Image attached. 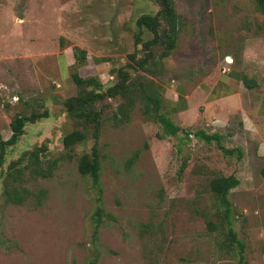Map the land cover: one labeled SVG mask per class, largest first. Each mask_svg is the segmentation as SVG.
<instances>
[{
	"label": "rangeland",
	"instance_id": "374dc122",
	"mask_svg": "<svg viewBox=\"0 0 264 264\" xmlns=\"http://www.w3.org/2000/svg\"><path fill=\"white\" fill-rule=\"evenodd\" d=\"M174 3L180 17L177 45L160 65H151V74L127 64L128 54L141 55L134 43L135 20L157 11L153 0H0V140L10 137L15 115L49 113L25 123L24 133L5 149L0 264H237L238 248L225 249L222 233L207 227L208 220H217L219 207L209 178L229 174L239 180L228 198L233 230L244 245L243 264H264V180L259 175L264 158L247 162L227 156L223 148L233 145L229 133L235 126L203 121L202 109L194 106L169 116L187 131L219 133L220 141L193 135L188 140L181 132L159 138V125L137 104L128 120L105 121L100 130L98 185L77 168L76 156L89 153L94 144L87 137L49 178L26 180V172L25 180L15 183L20 202L6 200L5 172L23 151L45 144L51 159L64 152L62 135L75 127L63 106L77 92L70 77L74 71L98 76L106 87L124 67L162 89L165 110L176 105L164 96L170 85L203 88L231 70L255 79V91L263 90L264 15L256 0ZM150 36L143 31L144 39ZM74 47L86 51V65H75ZM120 101L110 99L112 108ZM40 189L45 192L38 202Z\"/></svg>",
	"mask_w": 264,
	"mask_h": 264
},
{
	"label": "trees",
	"instance_id": "16d2710c",
	"mask_svg": "<svg viewBox=\"0 0 264 264\" xmlns=\"http://www.w3.org/2000/svg\"><path fill=\"white\" fill-rule=\"evenodd\" d=\"M158 9L155 13H144L138 16L135 24L138 28L134 34V43L140 44L141 55L136 57L135 53L128 54L131 63L127 66H136L141 71L153 74L151 65L161 64L162 58L168 56L176 47L180 17L176 11L174 0H153ZM257 8L264 15V0H256ZM143 31H147L151 36L147 39L142 37ZM74 63L77 67L86 65V51L79 47L73 48ZM102 59L101 61H108ZM159 62V63H158ZM133 64V65H132ZM116 71V81L104 86L98 76L82 77L77 71L71 73L72 82L77 87V92L63 100L64 110L75 127L64 133L61 138L64 152L60 157L49 158L48 150L45 144L34 146L31 149L23 151L19 157L8 164L3 178L4 192L6 200L20 202L22 195L21 190L15 185L19 180H25L27 172L29 180L40 178H49L57 168L62 158L70 159L74 156L73 150L75 145L91 137L94 144L90 152L82 153L76 156L77 168L80 174L89 175L95 185L99 184L100 175V152L97 147L100 130L105 121L124 118L129 119V113L138 104L143 115L157 123L160 132L157 133L159 138L166 136H179L181 132L185 139L190 136L198 137L205 142L220 141L219 133H206L199 129L194 132L185 130L176 124L170 113L181 110L183 106L177 109L165 110L166 100L161 97L162 89L156 85L153 80L142 78V75L133 77L132 74L124 67ZM142 78V79H141ZM240 79L247 88H253L258 85L255 79L247 75H240ZM120 98L116 110L112 108L110 99ZM49 113L44 110L41 113L17 114L10 121L11 135L6 140H0V170L4 163L5 149L14 145L19 137L24 133V125L27 122L33 123L36 120L48 117ZM222 147V146H221ZM180 150V149H179ZM223 152L227 156L235 155L237 159L241 157V151L238 148L224 147ZM137 156V153L135 154ZM185 167L182 163L180 171ZM2 172V171H1ZM239 183L234 174L213 175L209 178V190L215 196L219 207L215 210L216 221L208 220L207 227L210 232H217L223 236L221 244L229 250L233 245L238 248L239 259L237 264H243L242 251L244 245L236 236L233 230V215L231 214V202L228 195ZM23 191L32 193L27 188ZM45 190L40 189L36 196L38 202L44 195ZM221 238V237H220ZM90 264H96L93 260Z\"/></svg>",
	"mask_w": 264,
	"mask_h": 264
},
{
	"label": "crops",
	"instance_id": "0c3cea01",
	"mask_svg": "<svg viewBox=\"0 0 264 264\" xmlns=\"http://www.w3.org/2000/svg\"><path fill=\"white\" fill-rule=\"evenodd\" d=\"M99 60L102 59L93 62ZM240 75L231 70L221 75L216 83L203 88H193L184 82L170 85L164 96L171 104H176L172 110L183 106L177 111L190 112L194 106L195 110L197 107L202 109L199 117L203 121L216 122L222 127L234 125L235 129L229 133L233 145L229 148L240 149L241 157L235 156V160L246 159L248 162L264 158V87L262 91H255L259 84L247 88ZM259 175L264 180V165L260 167Z\"/></svg>",
	"mask_w": 264,
	"mask_h": 264
},
{
	"label": "water",
	"instance_id": "95a60500",
	"mask_svg": "<svg viewBox=\"0 0 264 264\" xmlns=\"http://www.w3.org/2000/svg\"><path fill=\"white\" fill-rule=\"evenodd\" d=\"M227 60H230V58L228 57Z\"/></svg>",
	"mask_w": 264,
	"mask_h": 264
}]
</instances>
